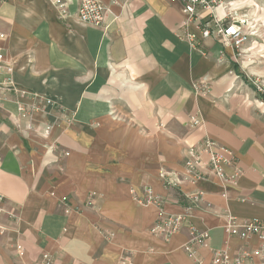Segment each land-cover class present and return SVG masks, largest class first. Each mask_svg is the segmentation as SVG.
<instances>
[{"label":"crops","instance_id":"crops-1","mask_svg":"<svg viewBox=\"0 0 264 264\" xmlns=\"http://www.w3.org/2000/svg\"><path fill=\"white\" fill-rule=\"evenodd\" d=\"M102 1L116 17L107 28L78 19L80 0H0V82L54 101L0 95V264H208L212 249L263 246L224 229L232 217L264 219V98L253 85L264 60L251 53L264 46L253 19L263 10L234 0L217 10L251 20L239 54L213 38L195 47L183 0ZM19 103L43 109L28 115ZM204 134L235 152L241 176L187 177L188 148ZM145 187L167 215L185 216L169 238L153 232L157 206L137 201ZM189 225L210 233L201 263L184 249Z\"/></svg>","mask_w":264,"mask_h":264},{"label":"built area","instance_id":"built-area-1","mask_svg":"<svg viewBox=\"0 0 264 264\" xmlns=\"http://www.w3.org/2000/svg\"><path fill=\"white\" fill-rule=\"evenodd\" d=\"M185 13L190 19H194L198 23L199 32L186 31L184 35L197 48L202 45L207 38H213L226 47L238 49L241 53V47L248 42L249 38L255 31L248 27V20L245 17L235 19L236 10L230 9L221 15L217 14V10L223 5H229L232 2L228 0H183ZM204 10L205 13H200ZM78 19L83 23L93 24L99 27L107 28L109 25L108 18L112 16L115 19L114 12L111 7L102 0H80L77 10ZM5 38V34L0 32V41ZM10 72L11 68L8 67ZM200 91H207L206 82L204 80L195 84ZM253 85L257 93L264 98V83L254 80ZM4 93L12 94H28L26 90L20 88L12 78H8L5 82H0V95ZM34 99L44 100L45 106H51L54 101L46 98L37 92L31 93ZM19 110L28 115L43 109L42 106L33 104L26 106L19 103ZM190 124L193 127L203 128L204 121L198 113L190 116ZM54 125L48 123L43 129V135L48 137ZM189 158L185 161L184 167L186 175L189 179L202 178L204 175L214 174L215 176L230 180L238 178L243 174L239 167V160L235 152L227 147L218 144L208 134H204L203 138L188 148ZM232 169V174H228L227 170ZM170 172H161V176H170ZM170 179L166 180L169 183ZM133 192L135 190L133 189ZM137 201L141 205L155 204L158 208V216L153 232H159L166 238H169L178 232L185 221L184 215H167L164 211V205L160 197L153 192L150 187H145L143 195L137 196ZM5 197L0 194V214L7 213L3 204ZM11 214L10 212H8ZM13 215V214H11ZM225 232L230 236L239 237L248 242L252 236H258L264 241V219H251L245 221H237L230 218L228 224L224 227ZM6 230L0 222V233ZM190 238L185 244L184 249L188 257L196 263L203 260L198 255L197 246L206 245L210 239L208 230L197 229L189 225ZM254 258H262L264 264V245L255 249H241L238 254H232L228 248L212 249V257L208 264H247ZM42 264H48L43 262Z\"/></svg>","mask_w":264,"mask_h":264},{"label":"rangeland","instance_id":"rangeland-1","mask_svg":"<svg viewBox=\"0 0 264 264\" xmlns=\"http://www.w3.org/2000/svg\"><path fill=\"white\" fill-rule=\"evenodd\" d=\"M236 1V8H239L241 10L242 7H259L263 10V14L262 15H256L253 19L256 21L255 22V25L257 26V31L259 30L260 26H261V23H264V0H234ZM237 16H240L238 15L237 13L235 14ZM238 18V17H237ZM235 17V19H237ZM260 21V22H259ZM251 22V20H250ZM252 23V22H251ZM251 25V24H250ZM251 27V26H250ZM256 34L255 32L253 33V35ZM252 35V36H253ZM258 36L260 38L264 37V30H260L259 33H258ZM251 38V37H250ZM263 42V41H262ZM261 48V49H260ZM248 53V52H247ZM251 53L253 54H258L259 56H261L264 60V46L263 45H256L255 47V50H253ZM248 65L252 66L253 65H259L257 64V62L255 61V58L252 60V59H248ZM264 78V77H263ZM262 80V79H261Z\"/></svg>","mask_w":264,"mask_h":264},{"label":"bare ground","instance_id":"bare-ground-1","mask_svg":"<svg viewBox=\"0 0 264 264\" xmlns=\"http://www.w3.org/2000/svg\"><path fill=\"white\" fill-rule=\"evenodd\" d=\"M223 6H225V5H223ZM229 6H227L226 8H228ZM249 24H251V22H250V20L248 21V27H249ZM249 40H250V38H249ZM248 40V41H249Z\"/></svg>","mask_w":264,"mask_h":264}]
</instances>
